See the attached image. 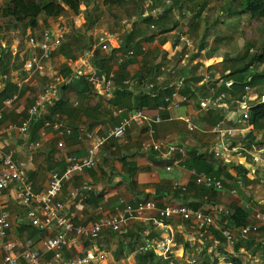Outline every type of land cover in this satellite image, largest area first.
<instances>
[{"label":"crops","instance_id":"crops-1","mask_svg":"<svg viewBox=\"0 0 264 264\" xmlns=\"http://www.w3.org/2000/svg\"><path fill=\"white\" fill-rule=\"evenodd\" d=\"M47 21L50 22L51 19H47ZM40 24L42 22L38 19L39 27ZM38 29L28 28L26 36H32L33 33L39 34V32L37 33ZM122 42L118 39V47ZM118 47L115 49H118ZM152 47L150 46V48ZM3 52L11 54L8 50ZM117 53L120 52L116 51L115 54ZM144 54L135 55L123 65H116L113 58L110 65L111 71H115L116 76L119 78L136 77L140 74L159 86H169L168 80L163 75L155 73L156 62L152 65V61ZM54 56H57L56 60L65 66L71 62V60L65 59L60 54L56 53ZM5 60L4 64L6 65ZM65 66H63V69ZM28 76L29 84L20 91L17 102L22 114L17 116L14 113H6L0 121V129L5 128L9 123L20 124L26 118L28 108L39 93L35 89L38 87V76L42 75L37 72ZM14 91L15 89L11 84L3 87L0 91V108L2 100ZM127 91L135 96H139V93H141L140 89ZM60 92L65 103L62 104L61 112L58 114L72 129L70 136L60 137L52 130L44 129L41 123L42 119H39L40 122L36 120V122H32L26 134L15 131L0 138V167L3 154L13 151L14 160L25 163V178L37 193L43 192L47 188L52 173H60L64 170L67 156L84 157L87 148L91 144V138L105 135L110 129L118 125L120 118L124 116V113L118 112L119 108L112 103L115 94L108 101L94 94L89 85L77 82L61 86ZM74 102L78 103L77 107L73 106L72 103ZM144 103L141 106L131 100L130 106L131 109L137 107L144 109L149 117L155 116L157 114L155 107ZM205 114L200 112L198 101L194 102L193 100L189 101L188 104L180 105L176 110L163 113V117L171 119L153 126V139L155 141L168 139L172 143L184 145L186 147L185 159L191 155H205L201 152L208 149H215L220 146L223 148L221 143L225 142L226 148L223 157L215 159L211 156L217 162L215 169L218 164L224 166L218 177L224 182V188L221 191H216L213 194L204 192L202 187L194 183V177L191 173L193 170L188 168L182 169L178 166H172L167 171L166 168L171 165L168 154L165 151L154 153L149 149L142 148L143 143L147 144L151 141L150 137L145 127L134 126L126 132L122 139H110L98 150L95 168L73 175L71 180L64 184L59 199L65 205L66 212L74 214V221L77 225H86L98 221L102 217L109 216L115 209L122 208L128 203L152 199L158 207L186 204L207 212H210V207L213 205H222L229 214L227 216L215 215V226L211 229L218 232L228 231L234 236L236 232L229 225L228 216L235 211L237 206L245 207L249 214V224H255L253 213L256 209H259L256 201H258L257 204L264 206V185H262L264 184V155H261L260 161L256 163L253 161V157L258 155L257 151L259 150L250 149L252 152L251 157H247L244 153L248 148L241 143L243 139H240L241 142H232L233 139H222L219 135L211 133L210 129L213 126L205 121ZM45 116L43 115L41 118H46ZM180 117L190 118L194 127L192 132L187 131L186 124L180 120ZM230 125L235 126L236 124L231 123ZM31 142L39 143V147L29 149L28 145ZM58 142H63L64 148L59 149L57 147ZM232 143L235 146H232ZM229 147H237L238 150L235 153H229L226 151ZM260 150L264 151V149ZM236 166H242L247 171L248 183H245L237 173ZM239 180L242 182L241 186L237 184ZM175 184L178 187H184L186 191L183 194L180 193V188H175ZM81 185L91 187L85 201L80 200L81 196L73 197L71 195L73 189ZM18 190V184L11 185L0 200V210L4 209L9 213L11 222L3 243L11 246L13 253H20L22 250L29 248L39 251L44 254L46 259H50L51 253L46 251L45 243L55 236L56 230L51 226L39 230L31 225L26 216V209L17 198ZM37 215L39 218L44 217L39 210H37ZM153 218L155 219L154 215ZM153 218L145 223L131 222L121 233L104 234L95 243L98 249L106 253L107 259L104 264H125L131 262L132 259L135 263L133 254L125 256L124 252H121L118 247L119 245L125 246L138 236L141 237L142 244L137 251L149 249L158 257L161 255L155 250L156 245L163 239L171 240L172 244L166 254L167 256L161 258L170 261L172 264L174 259L185 260L188 264H199L196 260L200 257L201 252L204 255L202 264H208V260H214L211 255L212 250L215 247L219 250L220 247L224 246L213 237L210 231H207V229L198 230L190 222H184L177 218L171 220L156 218L155 222ZM250 237L258 244L263 243L264 232L262 228ZM207 240L210 244L209 248L204 243ZM93 245L94 243L72 236L68 247L63 250V255L66 259H69L84 250L93 248ZM148 245L152 246L149 247ZM230 249L224 253L232 255V248ZM241 252L243 250H240L239 254H234L233 257L237 258ZM4 254L5 251L0 249V261ZM216 257L221 260L219 264H230L225 262V256L221 253V250L215 255Z\"/></svg>","mask_w":264,"mask_h":264},{"label":"built area","instance_id":"built-area-1","mask_svg":"<svg viewBox=\"0 0 264 264\" xmlns=\"http://www.w3.org/2000/svg\"><path fill=\"white\" fill-rule=\"evenodd\" d=\"M164 2L169 4V0H165ZM162 15L163 11L161 9H154L150 12H145L141 15V18L133 16L128 20H124L123 24L131 32L134 25L141 21V19L150 16L153 20H157ZM148 27L153 33L151 45L156 47L159 45V38L162 33L154 23H150ZM69 31L66 23L61 20L54 27L45 28L39 34L33 33L32 36H27L22 50L24 54L18 51L20 43L15 44L16 48L14 49L15 53L12 59L13 57L21 55L22 71L26 74V77L21 78L17 73L8 72L11 70L4 69V66L0 68V91L7 84L13 85L15 89V92L2 100L0 121L6 113H14L17 116L22 114V110L17 106V102L20 91L29 84L28 75H33L38 72L41 75H47L49 82L33 99L32 105L27 110L26 118L20 124L9 123L5 128H1L0 138L5 134L15 131L20 134H26L32 121L40 119L43 115H47L48 110L54 108L56 102L62 99L60 88L63 85L76 82L83 83L89 85L92 92L97 96L108 101L112 98L116 90L115 71L112 70L107 74L99 73L93 65V62L97 52L104 54L112 53L118 47L117 39L114 35L108 33L96 36L88 48L67 65L70 72L66 77L56 72L48 64L51 56L61 47ZM141 51L142 53H146L148 51V45H144ZM114 55V63L116 65H123L128 59L135 56L133 50ZM185 80V77H179L174 83H169V86L163 87L147 80L145 77L139 79L131 76L124 79L121 84L126 90L140 89L141 92L149 94L150 97H156L159 93L166 92L163 94L161 103L155 107L157 114L149 117L142 108L119 109L118 112L124 113V116L120 118L118 125L110 129L103 136L92 137L91 144L87 148L84 157L67 156L65 158L66 167L62 172H54L50 175L47 188L43 192H35L31 184L26 180L25 163L16 162L13 151L5 152L2 156L0 167V200L4 192L11 185L18 184L19 190L17 198L26 209V216L30 220L31 225L37 227L39 230H44L51 226L56 230V234L45 243L46 251L51 253L50 259H46L44 254L39 251L29 248L22 250L20 253H13L12 247L3 243L10 229L11 222L9 213L1 209L0 249H3L5 254L0 264H104L107 259L106 253L98 249L95 243L106 233H121L131 222L145 223L152 220L154 215L155 219H153L155 222L156 218L159 220L177 218L184 222H190L198 230H205L215 226V215L227 216L229 212L222 205H213L210 207V212H207L186 204L158 207L152 199H148L128 203L122 208L115 209L109 216L102 217L98 221L86 225H77L74 221V214L66 212L65 205L59 199L64 184L69 182L73 175L96 167L97 152L104 144L110 139H122L126 132L134 126L145 127L150 137L151 141L147 144L143 143L142 148L149 149L154 153L165 151L168 154L171 165L166 168L167 171L172 166L185 169L183 162L186 156V147L184 145L172 143L168 139L159 141L153 139V126L171 119L169 117L164 118L162 114L176 110L180 105L188 104L191 101L188 95L181 93L185 86ZM202 83H205V81H202ZM226 86L230 87L231 82L227 83ZM249 90V87H245V94L236 101L238 111L231 110L230 105L225 101V93H221L216 98L209 97L198 100L200 112L208 113L212 109H220L225 114L224 118L210 129L211 133L219 135L222 139L234 140L236 137L244 139L251 132L252 126L248 124L249 110L257 101L260 103L264 102V96L261 98L251 97L248 95ZM72 104L74 107L78 106L76 102ZM180 120L185 122L188 132L194 130L189 117H180ZM42 122L44 129H50L60 137L70 136L72 134V129L60 118L58 113H55L50 118H43ZM231 123H235L236 125L231 126ZM221 145H223V148L220 146L219 148L208 149L201 153L212 156L215 159H220L223 157L226 148L225 142H222ZM38 147L39 143L37 142H31L28 145L29 149ZM57 147L59 149L64 148V143L58 142ZM237 150V147H229L226 149L229 153H235ZM257 152L258 155L253 157V161L256 163L260 161L261 155H264V151L262 150ZM191 173L194 177V183L205 190L221 191L224 188V182L220 178L207 174H197L195 171H191ZM237 184L241 186L242 182L239 180ZM174 186L185 191L184 187H178L176 184ZM90 191V186L81 185L73 189L71 195L73 197L81 196L80 200L85 201ZM37 210L43 213V218L38 217ZM253 218L256 221L255 224H248L239 230L238 237L240 239H246L252 234L259 232L260 228H264V212L256 209L253 213ZM222 234L226 237V242L231 248L234 235L228 231H222ZM72 236L89 243H94V247L84 250L72 258L66 259L63 255V250L68 247L70 237ZM171 244V240L163 239L156 245L155 250L161 255L160 257H166ZM148 246L151 247L152 245Z\"/></svg>","mask_w":264,"mask_h":264},{"label":"rangeland","instance_id":"rangeland-1","mask_svg":"<svg viewBox=\"0 0 264 264\" xmlns=\"http://www.w3.org/2000/svg\"><path fill=\"white\" fill-rule=\"evenodd\" d=\"M102 1L87 0L81 5L80 13L77 16L66 12L61 19L59 18L60 20H51L50 22L43 16H40L39 20L42 24H40L37 33L45 28L54 27L58 24V21L62 20L70 30L62 45H66L68 41L75 38L78 43L74 44L72 50L77 57L86 49L83 47L84 45L103 33L112 34L117 41L120 39L122 42L124 36L129 33L123 21L139 15L137 12L138 4L133 0H129L122 7H106ZM164 1L146 0V2H143V5L146 6L149 3H153L157 9H161L162 11L171 6L173 8L172 12L169 14L168 20L163 24L162 29L165 27L171 28L174 25L176 27L170 33H163L161 35L158 46L152 47L151 41L147 42L145 45H149V49L144 55L152 61V65L156 62L155 67L158 70L155 73L163 75L169 83H174L177 78L182 77L181 71L183 68L194 69L193 67L196 65L194 74L200 76L202 81H205V84H214L215 81H218L217 84L220 85L222 81V61L242 56L246 53L247 49L249 50L248 55L261 53L263 50L264 19L242 16L241 18L238 17L235 20L227 21V16H224L220 10L227 3L238 2L239 0H195L194 2L188 0H169V4H166ZM177 1L181 3L180 8L175 5ZM203 4V10L199 16H196L199 12V6ZM156 27L161 31V28ZM133 29L138 31L137 39H147L153 34L149 27L141 21L136 23ZM27 32L28 28L22 29L19 25L9 23V20H0V55L4 54V50H8L11 53L10 59L5 60L6 65L3 63L4 69L11 70L8 71L11 73H17L21 78L26 77V74L22 71L21 55L13 57V59L12 55L15 53L16 43H20L18 51L24 54L22 50L23 45L26 43ZM89 38L91 39L90 41H88ZM161 40L165 41L163 45L160 44ZM201 47L203 48L200 51ZM55 54L51 56L48 65L56 72L62 73L63 66L65 65L56 60L57 56H54ZM263 67L264 65L260 67V70ZM48 82L47 75L42 74V76H38V87L35 90L40 92L46 87ZM261 91H264V87L261 88ZM248 95L258 97V94L251 90H249ZM252 133L255 137V142L263 143L259 147L264 149V127L260 130L255 129ZM240 139V137H236L232 142H241ZM243 141L247 142L246 139H243ZM244 154L247 157H251L252 152L248 149ZM259 184L261 185L262 183ZM257 202L258 208L262 204H257ZM210 229L208 228L207 231ZM204 243L209 248V241L207 240ZM223 245L224 252L230 249L228 244L223 243ZM218 253L219 250L215 247L211 255L215 258V255ZM237 259L239 261L238 264H264V258L260 252L251 254L248 251H243ZM203 260L204 255L201 252L200 257L196 261H201L199 263L202 264ZM135 263L132 259L131 262H126L125 264ZM175 264L188 263L185 260H178Z\"/></svg>","mask_w":264,"mask_h":264},{"label":"trees","instance_id":"trees-1","mask_svg":"<svg viewBox=\"0 0 264 264\" xmlns=\"http://www.w3.org/2000/svg\"><path fill=\"white\" fill-rule=\"evenodd\" d=\"M87 0H0V20H9V23L14 25H19L22 29L32 28L38 29V19L40 16H43L46 19L57 20L63 17L66 12H70L71 14L77 16L80 13L81 5ZM138 4L137 12L139 15L136 17H140L145 12H150L154 9H157L154 4L149 3V5H143V2L146 0H133ZM194 2L195 0H188ZM129 0H103L102 3L106 7H122L126 5ZM176 6L180 8L181 3L177 1L175 3ZM204 4L199 6V12L196 16H199L200 12L203 10ZM172 7L169 6L163 11V15L159 17L157 20H153L152 17L148 16L144 19H141V22L145 23V25L149 26L150 23H154L156 26L161 28V33H170L173 31V28L176 27L174 25L171 28L165 27L162 29L166 20H168L169 14L172 12ZM221 12L224 16H227V21L235 20V18H241L242 16H250L254 19H264V0H239L238 2L227 3L224 7L220 8ZM15 28V27H13ZM77 36V35H76ZM138 31L132 29L131 32L127 33L123 38V42L118 47V49H114L110 54H104L97 52L96 58L94 59L93 65L99 71V73L107 74L111 71V63L114 58V54L116 51L120 53H125L129 50H133L135 55L142 54V46L145 42L152 41V36L147 39H139ZM91 39L89 38L88 41ZM72 42V43H69ZM93 41H90L84 48H88V46ZM78 43V41L73 38L68 41L66 45H61L58 51L55 53L62 55L67 60L76 59V55L72 50L74 44ZM165 43L164 40L160 41V44L163 45ZM63 44V43H62ZM71 46V47H70ZM70 47V48H68ZM203 47L200 48V51ZM248 49L246 53L242 56L235 57L234 59H227L222 61V82L220 85L217 84L218 81H215L214 84L211 83H202V79L200 76L194 74L196 70V65L190 68H183L181 71L182 77H187L185 80V86L182 90V94L188 95L191 100L194 102L202 99H206L209 97L216 98L221 93L226 94L225 101L230 105L231 110L238 111V107L236 101H238L243 94H245L244 88L249 87L251 91H255L258 94V98L264 96V91H261V88L264 87V67L260 70V67L264 65V47L261 53L248 55ZM11 54H3L0 55V68H2L4 60L10 59ZM6 69V68H5ZM158 70H154L155 72ZM69 69L67 65L62 71L63 76L69 75ZM137 78H143L142 75L136 76ZM126 79V78H125ZM123 78H119L116 76L115 86L116 90L114 92L113 105L117 108H131L130 103L131 100L137 102L142 106V103L151 105L156 107V105L160 104L162 101L163 94L166 92L159 93L156 97H150L147 93H139V96L133 95V93L129 92L122 86ZM231 82V86L227 87L226 84ZM15 92V91H14ZM65 103L62 99L56 102L55 107L48 110L46 118H50L55 113H60L62 104ZM150 103V104H149ZM139 108V107H137ZM224 113L220 109H212L208 113L204 115L205 121L209 123L211 126L216 125L219 121L224 118ZM26 117V116H25ZM24 117V118H25ZM165 118V117H164ZM43 119V118H40ZM37 122H40L39 119H36ZM35 120L32 122H36ZM30 123V126L32 124ZM43 124V122L41 121ZM248 124L252 126L253 130H260L264 127V102L254 103L249 110V120ZM29 126V129H30ZM28 129V130H29ZM247 142L243 141V146L248 149H256L260 150L259 146H262L263 143L255 142V137L252 135V132L247 134L244 138ZM246 143V144H245ZM232 146H235L232 143ZM217 162L210 156L205 155H191L187 159L184 160L183 165L185 168L195 171L197 174H207L214 177H219L224 168L223 165L218 164L215 169ZM237 173L244 180L245 183L247 181V171L242 168V166L235 167ZM202 190L206 193L213 194L215 190L206 191L202 188ZM186 191V189H185ZM179 189L180 193H184ZM193 208H197L192 206ZM262 212H264V206L258 207ZM228 222L231 227L235 230V236L233 238L232 244V255H228L224 253L223 248L220 247L219 251L225 256V262L230 264H236L237 258L233 257L234 254H239L240 250L248 251L251 254L255 252H260L264 258V242L256 243L253 238L248 237L246 239H240L238 237V232L243 227H246L249 224V214L245 207L237 206L235 211L228 216ZM213 237L219 241L220 244L226 243V237L222 234V232L215 231L214 229L209 230ZM264 232V228H262ZM141 237L134 239L132 242L127 243L125 246L119 245V250L124 252L125 256L132 255L134 256L136 264H169L170 261L163 260L161 257H158L152 250L143 249V251L138 252L137 249L142 244ZM177 259H174V264L177 262ZM208 264H219L220 259L214 258L213 261L208 260ZM201 262V261H199ZM200 264V263H199Z\"/></svg>","mask_w":264,"mask_h":264}]
</instances>
